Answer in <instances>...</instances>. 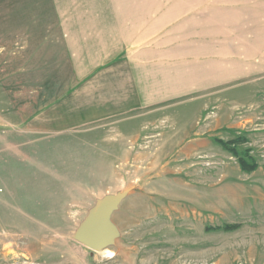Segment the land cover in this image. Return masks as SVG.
Masks as SVG:
<instances>
[{
	"label": "rangeland",
	"instance_id": "obj_1",
	"mask_svg": "<svg viewBox=\"0 0 264 264\" xmlns=\"http://www.w3.org/2000/svg\"><path fill=\"white\" fill-rule=\"evenodd\" d=\"M136 1L0 0V264H264V0ZM134 69L205 88L145 106ZM124 190L113 254L76 241Z\"/></svg>",
	"mask_w": 264,
	"mask_h": 264
},
{
	"label": "crops",
	"instance_id": "obj_2",
	"mask_svg": "<svg viewBox=\"0 0 264 264\" xmlns=\"http://www.w3.org/2000/svg\"><path fill=\"white\" fill-rule=\"evenodd\" d=\"M136 1V0H135ZM132 2V3H131ZM137 3V1H136ZM122 4H124V6H126L125 8L121 9V12L123 13H130L129 11L132 10V5L130 4H134L133 0H125V2H123ZM123 6V5H122ZM58 9V8H57ZM56 10V9H55ZM119 10V9H117ZM57 11V10H56ZM105 11V10H104ZM101 11V12H104ZM106 12V11H105ZM87 17H85L84 20H67L69 22L68 27L69 28H73V29H80L82 30L83 28H90V27H108V24H116L115 22L120 21L121 19L115 18V16L113 17V19H108V14H98L96 15L95 19H92V16L88 17L89 19H86ZM129 19H122L121 20V25L122 22L124 21H128ZM112 21V22H110ZM56 22H59V20H57ZM56 24V23H55ZM124 24V23H123ZM129 25V24H127ZM137 27H139V24L137 23L136 25ZM137 29V28H136ZM129 32H131V30H128ZM134 31V30H133ZM69 32V30H68ZM83 33L88 36V33L86 31V29L83 31ZM126 33V32H124ZM68 34V33H67ZM121 38H123L124 40V35H120ZM117 43V42H115ZM194 58H192L191 60H188L189 62H193ZM227 64L226 67H228L224 72L222 71L224 68L218 67L214 64H211V62L208 63V66H200V68H196L197 72L200 69V74L201 76L203 75L204 77L208 76L211 79H208L209 82V86H215V85H219L222 82L227 81V79H229V77H235V73L236 70L235 68V64L230 65L229 63H224ZM141 66V65H140ZM139 66V67H140ZM144 65H142L143 67ZM145 67L150 69L153 67L152 65V58H147ZM193 71V69H191L190 73L186 72V73H174L176 75H173V73L169 74V82L168 83H161L160 79L156 80L155 78H153V81H155L157 86H152L149 84H145V83H141L139 84L137 78L139 77V70L138 69H134L131 70V85H127L130 86L131 91L133 90V92L136 90L137 94H134L133 96H135L139 102H141V100L143 102H141L143 105H152L154 103H156L157 101H165V100H169L171 98H176L179 97L181 95H183L184 93L187 92H194L195 90H200V89H204L205 87L203 86V82L202 80L198 83V84H187L186 81L189 79L188 76H191V72ZM245 73V72H244ZM243 73V74H244ZM242 74V73H241ZM179 76V77H178ZM183 77L185 78V80H183ZM216 77V78H215ZM183 82L182 84L180 83Z\"/></svg>",
	"mask_w": 264,
	"mask_h": 264
},
{
	"label": "water",
	"instance_id": "obj_3",
	"mask_svg": "<svg viewBox=\"0 0 264 264\" xmlns=\"http://www.w3.org/2000/svg\"><path fill=\"white\" fill-rule=\"evenodd\" d=\"M127 190L99 199L90 209L84 221L74 232V239L92 251H104L119 236V230L112 221V215L126 198Z\"/></svg>",
	"mask_w": 264,
	"mask_h": 264
},
{
	"label": "trees",
	"instance_id": "obj_4",
	"mask_svg": "<svg viewBox=\"0 0 264 264\" xmlns=\"http://www.w3.org/2000/svg\"><path fill=\"white\" fill-rule=\"evenodd\" d=\"M244 140V138H243ZM219 144L222 145L224 148L232 151L236 156L239 155V162H240V166L243 170H247V171H252L256 168V165L255 164H249L248 161L244 158L241 157V152L238 151L234 146H232V142H228V141H224V140H221L219 141ZM226 229H233L235 228V226H231V225H228L225 227Z\"/></svg>",
	"mask_w": 264,
	"mask_h": 264
},
{
	"label": "bare ground",
	"instance_id": "obj_5",
	"mask_svg": "<svg viewBox=\"0 0 264 264\" xmlns=\"http://www.w3.org/2000/svg\"><path fill=\"white\" fill-rule=\"evenodd\" d=\"M103 252H104V254H106V256H108L109 254H113V252L111 250H109L108 248L105 249Z\"/></svg>",
	"mask_w": 264,
	"mask_h": 264
}]
</instances>
